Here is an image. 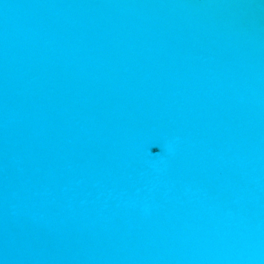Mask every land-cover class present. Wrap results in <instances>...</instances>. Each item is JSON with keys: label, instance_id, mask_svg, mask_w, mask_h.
I'll use <instances>...</instances> for the list:
<instances>
[{"label": "water", "instance_id": "95a60500", "mask_svg": "<svg viewBox=\"0 0 264 264\" xmlns=\"http://www.w3.org/2000/svg\"><path fill=\"white\" fill-rule=\"evenodd\" d=\"M0 264H264V0H0Z\"/></svg>", "mask_w": 264, "mask_h": 264}]
</instances>
